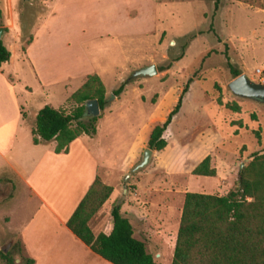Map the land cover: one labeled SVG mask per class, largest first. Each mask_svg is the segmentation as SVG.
I'll return each instance as SVG.
<instances>
[{"label":"rangeland","instance_id":"rangeland-1","mask_svg":"<svg viewBox=\"0 0 264 264\" xmlns=\"http://www.w3.org/2000/svg\"><path fill=\"white\" fill-rule=\"evenodd\" d=\"M52 1L0 0L1 22L7 29L2 42L12 53L10 62L0 69V147L11 145L13 137L7 134L14 130L19 106L29 127L44 106L71 111L75 106L69 98L87 75H94L97 55L104 47L117 53L122 50L123 70L114 74L106 70L101 79L108 104L100 113L99 133L85 140L84 146L98 161L101 180L116 192L112 206L118 203L122 212L133 211L131 207L137 205L166 217V225L158 231L167 245L160 251L168 253L178 231L185 193L226 195L235 188L238 172L251 155L264 153V102L231 93L228 85L234 79L226 59L240 75L264 85V0L223 1L217 13L208 0ZM49 3L53 15L38 44L27 53L32 68L23 53L40 31ZM111 21H116L121 34L151 33L123 37L114 46L110 39H99ZM191 35L196 38L188 42ZM185 45L183 57L176 60ZM151 65L157 69L155 76L134 78L137 71ZM190 77L195 81L183 101V112L166 132V149L154 153L145 168L131 173L147 148L142 146L137 155L130 153L136 135L148 126L144 125L147 116L153 108L160 106L161 110L167 104L170 112ZM68 78L71 81L65 90L52 86ZM126 83H137L139 91L130 87L124 95L114 96ZM232 106L239 112L229 110ZM158 119L156 115L151 124L165 120ZM13 140L16 148L8 153L7 161L0 155V180H6L0 183V264H5L1 254H10L15 264H25L22 257L29 258L21 234L29 224L33 229L43 216L38 200L23 183L32 164L28 157L17 160L18 148L30 145L28 127ZM209 141L215 146L211 167L216 177H195L191 168ZM54 146L45 143L41 148L46 151ZM41 177L44 188H56L52 167L46 171L40 167L32 176L34 181ZM101 220L98 215L91 220L96 234L106 231V221ZM156 224L152 223L154 228ZM160 251L151 250L156 259ZM169 262L167 256L162 264Z\"/></svg>","mask_w":264,"mask_h":264},{"label":"trees","instance_id":"trees-1","mask_svg":"<svg viewBox=\"0 0 264 264\" xmlns=\"http://www.w3.org/2000/svg\"><path fill=\"white\" fill-rule=\"evenodd\" d=\"M208 1L213 3L214 12L217 13L223 1L228 0ZM0 26L3 27L1 11ZM195 38V35H191L187 40L189 42ZM185 49L186 45L176 60L183 57ZM10 59L11 52L1 42L0 68ZM226 59L233 79L239 77L240 73L233 69L228 57ZM194 81V77L188 79L175 107L162 124L153 128L147 143L148 149L155 152L166 149L168 144L164 134L179 114ZM126 85L123 84L113 95H120ZM92 100L98 102L100 112L108 104L105 87L96 75L88 76L82 87L70 96L69 101L75 106L71 111L49 105L38 111L31 132L34 145L54 142V153L66 154L69 146L81 136L94 137L101 115L86 119V104ZM217 104L221 105L219 99ZM228 108L239 112L236 106ZM256 138L259 139V136L256 135ZM191 174L196 177H216V170L211 167V157L207 156ZM112 193L113 188L97 177L66 227L94 254L111 264H156L154 255L147 251L146 245L134 237L133 226L121 212L118 203L110 211L111 232L108 235L93 233L90 222ZM1 258L5 264H15L10 254H1ZM22 260L25 264H34L31 259L22 257ZM171 264H264V153L251 155L238 172L235 188L226 195L185 194Z\"/></svg>","mask_w":264,"mask_h":264},{"label":"crops","instance_id":"crops-1","mask_svg":"<svg viewBox=\"0 0 264 264\" xmlns=\"http://www.w3.org/2000/svg\"><path fill=\"white\" fill-rule=\"evenodd\" d=\"M58 1L53 0L51 3L52 4L53 2L57 3ZM51 3H49L48 5L50 11L49 13L46 14V17L44 18L45 20L42 21V24L40 25V31L38 30L37 33H34L33 41L30 43V45L26 48V51L23 53V55L29 61V64L31 66L34 63L32 59H29L27 53H29L30 49H32L34 45L38 44L39 38L41 37V36L39 37V35L43 33L45 29L44 26L46 25L45 23H47L48 20L50 19V16L53 15L52 8H50ZM110 24L111 25L106 28V32L103 33V35H101L99 39L100 40L110 39L112 45L114 46H116L118 44V41L123 37H139L151 33V32H133V33L121 34L122 32L119 30L116 21H114L113 23L111 21ZM35 36H37L36 39ZM111 48L112 47H108L107 49H105L104 47L103 52H100V54H98L96 57V60L99 65L97 66L94 75L98 76L100 79H102V76L106 74V70L111 71V73L113 74L123 70L122 62L119 61V59H121L122 50L120 52L118 51L117 53ZM11 59H12V53H11ZM87 76H93V75H87ZM70 79L71 78L64 79V81L63 80L56 81L54 83L55 85L52 86H58L59 88H61V90H65L64 86L68 85V81ZM43 85H46V83H43ZM130 87H133L134 90L136 89L137 91H139V87L137 83H133L126 85L121 95H124L125 92H127V90ZM135 94L138 96L139 93L136 92ZM183 107L184 106H182L179 114L183 112L184 109ZM22 108L23 107L20 106L19 108H17L15 114L16 116L15 121L17 123L14 126V130H13L14 132L13 131L8 132L7 135L8 137L11 136L14 139V136L17 135L23 127L27 126L29 129L31 135L30 145L27 148H23V147L22 149L18 148L17 160H19L20 162L21 157H25V158L28 157L29 161L31 162L32 166L30 168L31 172L29 174L31 176L29 177L28 175V178L23 179V183L26 186V189L30 192V195L36 200H38L39 202L38 205L40 207V210L43 211V216L36 222L34 228L30 229V224H29L25 228L24 233L21 234V241L28 258L33 260L34 264H111L105 261L104 259H102L101 257H99L98 255L94 254L87 246H85L79 239H77L66 227L67 221L72 216L73 212L75 211L81 200L86 195L90 186L95 181V179L99 177L98 175L99 163L96 159L93 158L91 152L84 146L85 140L90 141L93 140V138L97 137L99 133V127H97V133L94 137L90 138L88 136H81L69 146L68 152L66 154H55L54 153L55 146L54 148L45 151L41 148L42 145L45 143L34 145L31 132L32 129L34 128L35 122L31 127H29L26 124V120L22 113ZM158 108L157 110L153 108L152 114L147 116L144 125L148 124V126L141 133H138L136 135L132 143V146L130 148V153L137 155L141 150L142 146L147 145L151 131L156 126L154 125L156 123L151 124L152 120H154L156 115L159 118L158 120H160L161 122L162 120L166 119L167 115L170 113L169 112L170 105L168 104L166 105V107H164L161 110H159ZM176 118L177 117L173 119L170 126L173 125ZM149 124L151 125L150 127ZM170 126L168 129H170ZM165 135L166 133L164 134V138ZM13 139L11 140V145L9 147L6 148L0 147V155L6 161H7L8 153H12L13 150L16 148ZM1 143H4V141H1ZM49 143H54V142H49ZM203 146L207 147L206 151L203 152L202 156L197 160L196 162L197 164H194L193 168H191L192 171L208 155L211 156L212 166H214L213 164L214 159L212 157L214 154L213 151L215 149L214 142L209 141V143L203 144ZM74 147H75L74 149L75 151H73ZM74 153H76V155H78L79 158L76 157ZM154 153L156 152L154 151ZM85 162L87 163L85 164ZM82 165L83 166L85 165L87 167V171L83 172L84 168ZM40 167H43L44 171H46L50 167L53 168V175L56 179L55 180L56 185L54 187L56 188L50 190L44 188L43 187L44 183L42 184L44 177H41V181L40 179L36 181L33 180L32 176L36 173V171ZM80 174H82L83 176H81ZM115 196H116V192L113 188V193L110 199L103 205V207L97 214L102 218L103 221H106V225H107L106 231H102L96 234L95 230L92 229L90 224V227L95 235H98L100 233L108 235L111 232L112 224L110 218V211L112 208L111 202L115 198ZM183 202L181 205L182 207H183ZM136 206L137 205L131 207L133 211H122V213L125 214V216L130 220L131 225L133 226L134 237L142 241L146 245V249L148 252L150 251L149 252L150 254H152L151 250L160 251L166 248L167 246L166 243L160 240L161 231H158L159 228H162L164 225H166V217L163 215H155L154 213L149 212L146 209H140L137 208ZM152 223H157L156 224L157 228H154ZM136 224L140 226L138 230L136 229L135 226ZM177 232L174 241L172 242V247H170V251L168 253H164L160 251L157 259L155 258L156 264H162L167 256H168V261H170L169 264L172 263L174 248L177 239Z\"/></svg>","mask_w":264,"mask_h":264},{"label":"water","instance_id":"water-1","mask_svg":"<svg viewBox=\"0 0 264 264\" xmlns=\"http://www.w3.org/2000/svg\"><path fill=\"white\" fill-rule=\"evenodd\" d=\"M5 35V28L0 26V44ZM157 74L155 65L143 68L134 74V78L138 77H153ZM231 93L241 99H254L264 102V85L256 84L250 81L245 75H240L235 78L229 85ZM114 98V96H112ZM99 104L96 100L89 101L86 104V116L88 118H97L100 116ZM154 151L146 148L142 154V161L138 163L131 171L137 172L145 168L151 161ZM244 166V165H243ZM243 166L241 168H243Z\"/></svg>","mask_w":264,"mask_h":264}]
</instances>
